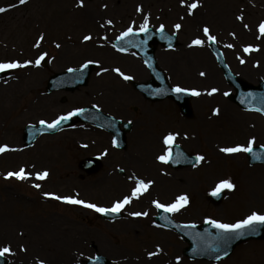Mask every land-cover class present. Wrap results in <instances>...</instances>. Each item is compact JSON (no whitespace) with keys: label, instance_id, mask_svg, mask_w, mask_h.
Returning <instances> with one entry per match:
<instances>
[{"label":"rangeland","instance_id":"obj_1","mask_svg":"<svg viewBox=\"0 0 264 264\" xmlns=\"http://www.w3.org/2000/svg\"><path fill=\"white\" fill-rule=\"evenodd\" d=\"M192 2L194 0H185L183 4L181 0H84L83 6L88 5L94 10L95 20L91 22L92 26L95 22L105 24L108 20L113 23H107L109 28L105 32L93 31L85 26L83 28L81 24L82 28L63 34L52 26L57 23L55 18L76 16L86 19L91 15L87 10H83L79 0H27L24 4H20L19 0H0V7L7 8V11L0 13V61L23 62L28 59L35 60L42 52L48 54L45 57V65L41 62L40 66L33 64L9 69L10 73L0 78V94L3 88L4 91L12 92L9 107L0 111V146L7 144L11 149L5 154L0 153V180L4 178L5 184L3 199L0 198V247L10 245L12 250L16 249L20 253V259L15 261L10 253L6 254L10 260L9 264H25L22 259L26 251L35 255L30 257L29 262L32 264L36 258L45 264H81L80 260L93 257L95 252L103 253L110 259L112 257L113 264L151 263L142 259L139 262H124L122 256H128L132 252L124 251V247L138 254L137 259L148 258L149 255L146 254L150 252L156 253L150 257L163 258V264H264V240L241 243L230 256L218 262L195 261L184 255L187 243L178 234L151 225L156 215L153 201L171 203L180 196H176L179 192L189 197L188 205L173 213V217L179 222L202 224L212 218L233 223L252 211L264 212V189L262 191L254 186H247V183L256 180V169L264 167V164L250 165L246 152L218 156L219 137H213L211 134L204 137L205 134L194 127L195 119L199 116L204 128L212 111L205 104H201L198 111L200 100L210 96L208 92L213 81L209 80V71L214 75V79L220 80L223 84L221 86L228 90L226 97L231 105L264 121V117L259 113L246 111L233 102L231 94L235 93V89L225 80L211 52L209 41L202 31L207 25L211 35L217 37L216 42L236 75L248 83L259 84L261 80L264 81V34H261L259 29L260 23L264 21V0H199L198 7L189 14L188 5ZM10 5L13 6L9 7ZM66 5L70 10L66 9ZM138 8L142 11H138ZM241 14L243 20L237 19ZM146 16L148 26L158 28L163 24L166 30L178 35L175 48L159 46L156 56L173 86L196 89L201 93L199 96L194 95L191 100V118L182 117L178 106L172 101H147L122 76L113 71L119 68L126 75L133 77L131 80L134 81L149 78V72L136 52L121 53L113 46V41L128 27L139 30ZM177 23L182 25L179 30L174 27ZM245 24L248 25L247 28L244 27ZM232 33H235V36ZM41 34L44 39L40 41L39 47H36L34 45ZM85 35H91L92 39L84 41ZM197 37L205 40L204 45L190 46L191 41ZM57 44L60 45L59 48L56 47ZM229 44L234 47H227ZM183 45L185 47H182ZM248 45H252L253 49L245 52L244 48ZM195 47L202 50V59L192 56L194 53L191 51ZM88 60L99 61V66L91 75L87 86L73 92H46L47 80L52 74L80 67ZM182 64L185 66H181ZM201 72L205 75L201 76ZM89 105H94L124 121L138 122L134 123L133 131L128 134L126 151H111L107 142L111 141L112 145V135L87 123H77L57 134L41 136L31 148H22V134L27 124L39 123L41 120L52 121L61 114ZM134 107L138 108L136 112H133ZM186 122H189V125ZM168 132H178L175 142L191 153L203 155L204 161H199L193 167L173 169L158 160L157 157L167 149L163 137ZM253 136L256 137L255 145H264V135L254 133L251 134V137ZM205 138L209 139L208 144ZM149 141L150 158L156 157L159 164L148 161L147 156L142 153ZM191 141L194 146L190 144ZM94 154H104L105 163L99 174L86 176L82 174L78 162ZM21 167L27 168L26 172L33 175L20 182L16 181L15 177L5 179L8 170L17 171ZM128 168L135 171L137 178L154 181L152 187L150 186L144 195H140L145 199L143 202H134L131 207L129 204L130 210L148 211V218L135 219V222H111L94 214L93 209L91 211L87 207V210L68 207L52 198L50 203H39L38 207L41 208L39 211H45V215L55 222L47 228L37 225L42 213L40 215L36 211L38 216L31 215L30 208L25 206L27 214H24L23 209L19 207L22 203H17V197L22 201L26 198L22 192L31 193V184L36 183L35 173L47 169L49 176L40 184L39 194L50 192L61 196L76 195L77 198L88 202L111 206L112 198L119 194L111 193V181L117 185V179L121 178L118 170L127 172ZM161 169L176 177L172 178V182L176 181L175 184L171 183L165 190L161 187L160 175L157 174ZM80 175H83L84 179H81ZM228 178H231L236 187L222 189L226 192V197L221 205L211 204L207 195L216 188L220 180ZM107 182L110 184L104 185ZM11 193L17 197L11 196ZM120 197L116 196L115 199ZM55 217H61L63 221L55 220ZM31 219H34L33 222L37 220L35 228L30 226L35 232L49 234L38 237L34 236L31 230L19 231L18 229L22 228H17L16 231L11 227L17 225V221L27 223ZM85 220L92 223L90 227L79 226L83 230L79 229L83 233L81 239L65 232L66 228L61 224V221L80 223ZM111 224L115 233L111 232ZM47 225L49 227V224ZM113 241L116 245L111 247ZM22 247L26 250H21ZM38 248H46L47 251L43 253L41 250L40 255L36 256ZM177 257L180 259L177 260Z\"/></svg>","mask_w":264,"mask_h":264},{"label":"water","instance_id":"obj_2","mask_svg":"<svg viewBox=\"0 0 264 264\" xmlns=\"http://www.w3.org/2000/svg\"><path fill=\"white\" fill-rule=\"evenodd\" d=\"M130 42V43H129ZM143 42V43H141ZM163 42L167 45H174L176 43L175 36L169 35L167 32L161 33L154 32L152 29H149L147 33L143 32V35L138 33L125 37L123 40L119 39L116 44L122 48L133 47L137 49L144 59L147 61L148 66L153 72L154 79L145 84H137L136 86L144 92L145 96L153 100L163 99L167 96L175 99L183 108V111L190 113L188 99L190 97L187 92L177 93L171 89L167 84L166 79L163 74L155 67L154 59V48L151 47L152 43ZM140 46L137 47L136 45ZM214 51L217 54L219 63L223 68L227 80L233 84L237 89V94L234 96V100L237 101L240 105L246 108L251 109H264V83H261L259 86L248 85L240 80H238L228 69L224 63L221 53L217 50L215 45H213ZM76 72H62L53 75L48 82V91L51 92L57 89H66V90H75L81 85H85L88 82V77L93 70V65H89L87 68L77 69ZM252 95H249V94ZM264 113V111H261ZM77 118L81 121L94 123L102 128H106L115 135V141L118 146L121 148L126 147L125 141V132L129 130L130 124L125 123V130H121L119 125L120 120H117L113 117L103 114L101 111L94 107L85 108V111L82 114L76 115ZM71 120H67L61 123V125L56 129H47L46 126H28L25 130V140L27 144H30L35 137L43 132H56L63 128L65 125H69ZM262 150L260 147L254 148V152L261 153ZM177 153H183L182 156L177 157ZM251 163L264 162V158L259 160L253 158V154L249 153ZM173 161L171 163L174 166H185L190 165L196 162V157H189L179 146L174 147ZM178 159V162H174ZM81 166L87 169L89 172L98 171L101 166V163L97 158H89L82 161ZM223 197V193L218 195H212L211 199L215 203H219ZM114 214V213H110ZM114 216V215H111ZM162 224L171 227V220L169 212L162 211L158 218ZM179 233L189 242L190 246L186 249V254L192 258H203L210 260H217L216 257H225L227 256L233 248L241 241L247 240L249 238H262L264 237V225L257 226L255 232H246L245 235L238 238H233L228 240L226 243L219 241L217 235L219 230L216 229L211 224H206L203 226H196L195 228L186 227V225H177L174 226ZM212 229H215L216 232H212ZM227 252V255H224V252ZM110 262L104 256H98L96 260H92L91 264H109ZM0 264H6V258L0 257Z\"/></svg>","mask_w":264,"mask_h":264},{"label":"snow or ice","instance_id":"obj_3","mask_svg":"<svg viewBox=\"0 0 264 264\" xmlns=\"http://www.w3.org/2000/svg\"><path fill=\"white\" fill-rule=\"evenodd\" d=\"M27 0H19L20 4H24L26 3ZM185 2V0H181V3L183 4ZM84 0H79V4L80 6H83ZM199 5V0H194V2L190 3L188 5V11L189 14H192L193 10L196 9ZM13 5H10L9 7H12ZM7 11V8L4 7H0V13H3ZM138 11H142V9L138 8ZM243 15L241 14L240 16L237 17V19L239 20H243ZM107 23L109 25H111L113 23L112 20H108ZM164 25H160V31L161 33H163L164 31ZM175 29L179 30L182 25L177 23L174 25ZM245 28L248 27L247 24L244 25ZM259 29L261 34H264V21H262L259 25ZM139 31L140 32H144L147 33L149 31V27H148V17L146 16L144 19V23L140 25L139 27ZM203 34L205 35V37L207 38L208 41L215 43L217 41V37L215 35H211V30L210 28L205 25L203 27ZM134 29L133 27H128L126 29V31L122 32L120 37H118V39L123 40L125 37H128L130 35H134ZM233 36H235V33H232ZM44 39V35L41 34L39 37V40L37 41L36 47H39V43L40 41H42ZM84 41H89L92 39L91 35H85L83 37ZM130 43V42H129ZM143 43V42H141ZM205 43L204 39H201L200 37H197L195 39H193L191 41V45L190 46H203ZM137 47H139L140 45L137 44ZM56 47H60L59 44L56 45ZM169 47H171V44L169 45ZM227 47L231 48L234 47V45L229 44L227 45ZM253 49L252 45H248L244 48L245 52H248L250 50ZM120 51H126L125 48H120ZM48 54L46 52H42L35 60L32 59H28V60H24L23 62L19 61V60H8V61H0V71H4L7 69H15V68H23L29 65H36V66H40L41 62L44 61L45 57ZM243 62V61H242ZM93 63H99V61H94V60H88L85 63H83L81 65V68H87L90 64ZM69 72H76L78 71L75 68H69L68 69ZM103 71H107V69H103ZM113 71L117 72L120 76H122L125 80H130L133 79V77L126 75L124 72H122L119 68H115L113 69ZM201 76H204L205 73L201 72L200 73ZM173 91L177 92V93H182V92H189L191 91V93L193 95L199 96L201 93L199 91H197L196 89H187V88H182L179 85H177ZM217 91H219L217 88H212L208 94L212 95L214 93H216ZM225 96L228 95L227 92L224 93ZM249 95H252L251 93ZM258 111H264V109H257ZM85 111V109L83 108H75L71 111H68L66 114H61L59 116H57L55 119H53L51 122H48L46 120H41L40 124L46 126L47 129H56L58 128L62 122L70 120L72 117L78 115V114H82ZM220 112V109L217 107L216 109H214V114L218 115ZM179 135L178 132H168L164 137H163V143L165 145H167V149L166 151L162 154L159 155L157 157L158 160H160L163 163H168L169 161H173V145L175 142L176 137ZM256 142V137H251L248 141L247 144H236L234 146H230V147H223L220 149L221 152L226 153V154H233V153H238V152H246V153H252L253 154V158L254 159H261L264 158V151H262L261 153H256L254 152V145ZM117 142L115 140H113V144H116ZM260 148L262 150H264V145H260ZM11 150L9 148V145L4 144L2 146H0V153H4L6 151ZM183 153H177V157L182 156ZM205 157L203 155H197L196 156V160L197 161H204ZM174 162H178V159ZM33 173L31 172H26L24 167H21L18 171H9L6 173L5 178H17V179H28L30 176H32ZM35 176L37 179L39 180H45L48 178L49 176V171L47 169L43 170V171H39L35 173ZM154 183V181L152 180H143V179H139L137 181V186L132 190L130 195H126L124 196L122 199L116 200L113 202V204L111 205V207H105V206H101L98 205L96 203H92V202H88L85 201L83 199H79L77 198L76 195H65V196H61V195H57L55 193H50V192H45L43 193V195L45 197H51L54 198L58 201H62L68 204H76V205H82L84 207L90 208L95 210L98 213H119L124 207L125 205H128L132 202L133 198H138L140 194L146 192L150 186ZM35 188L39 189L41 187V185L39 183H36L34 185ZM236 186L235 184L232 182L231 178L228 179H222L220 180V182L217 184L216 188L213 191V195H218L220 193V191L222 189H234ZM189 203V197L187 194H182L179 197H177L173 202L171 203H161L159 200H154L153 204L155 205L156 208L158 209H163L165 212H169V213H175L180 211L182 208H184L186 205H188ZM130 215L135 216V217H140V216H147L148 212H132L130 213ZM207 223L211 224L212 226H214L216 229L219 230V233L217 235V239L219 241L222 242H227L230 239L233 238H238L240 236L245 235L246 232H255L257 230V226L259 225H264V212L261 211H252L249 215H247L246 217L242 218V219H238L237 221L233 222V223H227V222H223L221 220L218 219H212V218H208ZM186 227H191V228H195L196 225L190 224V225H186ZM21 250H26L23 247L21 248ZM159 250V249H158ZM12 249L10 247V245L8 246H4V247H0V257H3L5 254L11 253ZM156 253H148L149 256H153ZM228 253L225 251L224 255H227ZM83 255V254H81ZM221 257L217 256L216 259L219 260ZM89 259H92L91 257ZM180 258L177 257V260H179ZM39 264H45L44 261H40Z\"/></svg>","mask_w":264,"mask_h":264},{"label":"bare ground","instance_id":"obj_4","mask_svg":"<svg viewBox=\"0 0 264 264\" xmlns=\"http://www.w3.org/2000/svg\"><path fill=\"white\" fill-rule=\"evenodd\" d=\"M66 7H67L66 9L70 10L67 5ZM83 10H87V12H90L91 15L90 16L88 15L86 19L82 17H76V16L58 17V18H55L57 23L53 24L52 26L55 29L63 32V34L70 33V32L78 30L79 28H82L81 24L83 25V28L84 26L86 28L89 27L91 28V30L97 31V32H105L109 28L107 23L102 24V23L95 22V24L92 26L91 22H94L95 20V18L93 17L94 10H92L91 7L88 5L87 6L84 5ZM51 21H53V19ZM83 22L88 25H85ZM182 47H185V46L183 45ZM191 52L194 53V55L192 56L195 59H202L204 57L202 50L198 47L193 48ZM182 56L185 57L184 55ZM181 66H185V65L182 64ZM208 73H210L209 75H211L209 80L213 81V84L211 83V86H212L211 89L217 88L219 91H217L215 94H212L208 97H203L200 100L198 111L200 110L201 104L208 105L212 111L209 116V119L207 120V125L204 126V128L202 127V122L199 116L195 119L194 127H196V129L201 130L202 133L205 134L204 137L210 136V134L213 137H219L220 139L218 143L219 150H218L217 155L221 157V156L227 155L226 153H223L220 151L221 148L234 146L236 144L246 145L247 141L251 138V134H254V133L264 135V121H262L260 117L244 113L240 111L239 109L235 108L233 105H231L228 102L227 97L224 95V93L227 92L228 90L224 86H221L222 82L220 80L217 81L216 79H214L213 77L214 75L210 71ZM4 90L5 88H3L0 94V111L1 109L8 108L10 105V96L12 92L10 93L9 91H4ZM217 107L220 109V112L218 115L214 114V109H216ZM186 123H188L189 125V122H186ZM191 131L192 129L190 130V132ZM205 139H206L205 142L208 144L207 140L209 141V139L207 138ZM150 142L151 141L147 142V144H145L146 146L144 147V151H145L144 154L147 155V157L150 156L149 154L150 149H151L149 145L151 144ZM190 144L194 146L193 141H191ZM187 145L190 146L188 142H187ZM238 153H236V155H238ZM151 161L152 163L157 162L159 164L157 160H151ZM155 166L158 167L157 165ZM159 172L160 173H157V174L160 175L159 176L160 185L164 190L168 188L171 185V183L173 184L174 182H176V181L172 182V178H174L175 175L172 177V175H169L165 170H162ZM256 176H257L256 180L253 181V183L252 182L247 183V186H254L263 191L264 189V167L256 169ZM242 177L244 178V175ZM179 193L176 196L182 195ZM143 200L145 199L140 198V202ZM15 253L16 252L13 250L11 255L15 256ZM28 256L30 258V254H28ZM24 257L25 259H27V253L24 254ZM22 263H23V260H22ZM57 264H60V263H57Z\"/></svg>","mask_w":264,"mask_h":264},{"label":"flooded vegetation","instance_id":"obj_5","mask_svg":"<svg viewBox=\"0 0 264 264\" xmlns=\"http://www.w3.org/2000/svg\"><path fill=\"white\" fill-rule=\"evenodd\" d=\"M39 222H40L39 225H43L46 227L47 224L50 223V220H49L48 216L43 215L42 218H40Z\"/></svg>","mask_w":264,"mask_h":264}]
</instances>
